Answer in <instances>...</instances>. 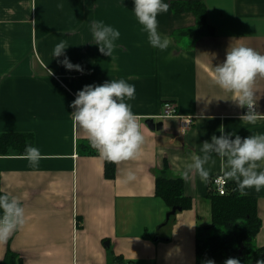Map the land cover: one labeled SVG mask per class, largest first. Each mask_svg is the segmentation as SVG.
Returning <instances> with one entry per match:
<instances>
[{"label": "crops", "instance_id": "0c3cea01", "mask_svg": "<svg viewBox=\"0 0 264 264\" xmlns=\"http://www.w3.org/2000/svg\"><path fill=\"white\" fill-rule=\"evenodd\" d=\"M196 1L204 3L212 33H180L194 26L195 16L173 13L170 6L158 15L159 30L171 40L161 51L141 31L134 0H0V132L31 133L32 145L46 157L32 167L16 150L0 155V192L17 196L26 212L25 224L0 242V259L8 248L21 264H196L197 228L211 219L209 181L222 173L224 160L213 153L207 182L194 171L182 178L192 205L168 219L155 179L162 170L181 177L203 141L221 134V125L241 137L264 133V119H240L246 107L211 81L213 66L225 59L230 44L264 53V0ZM96 19L121 32L115 59L91 42ZM61 40L83 71L67 69L60 63L63 55L53 57ZM118 78L136 86L130 103L141 116L145 143L138 159L115 163V177L107 179L100 154L79 151L86 133L73 126L70 105L84 85ZM255 88L264 116V76ZM166 103H174L178 116L160 117ZM183 115L193 117L185 132ZM149 117L161 127L150 129ZM126 169L136 172L135 181L124 182ZM244 194L257 199L256 244L264 247V189Z\"/></svg>", "mask_w": 264, "mask_h": 264}, {"label": "clouds", "instance_id": "9594fccd", "mask_svg": "<svg viewBox=\"0 0 264 264\" xmlns=\"http://www.w3.org/2000/svg\"><path fill=\"white\" fill-rule=\"evenodd\" d=\"M62 8V3L57 4ZM166 0H134L133 12L141 25V31L147 34L148 43L159 50H166L171 40L159 30L158 15L169 10ZM91 42L98 45L99 52L115 59L117 41L121 37L118 28L96 19L90 23ZM68 43L59 41L53 49V57L64 56L60 61L67 69L83 71L79 64H73L65 53ZM51 73V69H50ZM258 76H264V53L237 43L228 47L225 59L212 68L211 81L219 88L232 93L240 107H246L240 119L248 124H256L264 119L257 110ZM136 98V86L124 78L110 79L103 83H90L77 90L76 98L71 102V119L75 128L86 133V139L100 156L110 162L136 160L142 155L145 136L141 130V116L133 111L130 101ZM219 136L213 134L211 140L202 143L199 154L191 157V162L179 171L184 180L190 178L194 171L202 181L207 182L213 162V153L224 160L222 182L233 180L241 194L247 189L255 188L257 192L264 189V133H254L247 137L226 132L224 125L219 127ZM22 158L32 167H38L46 158L39 147L32 144L25 146ZM177 173L173 174L175 178ZM137 174L132 169L123 171L124 182H132ZM26 212L21 200L9 193L0 192V242L6 241L25 224ZM206 264H215L213 260ZM224 264H240L237 258H228ZM259 264H264L260 261Z\"/></svg>", "mask_w": 264, "mask_h": 264}, {"label": "trees", "instance_id": "16d2710c", "mask_svg": "<svg viewBox=\"0 0 264 264\" xmlns=\"http://www.w3.org/2000/svg\"><path fill=\"white\" fill-rule=\"evenodd\" d=\"M170 6L173 13L192 12L195 16L194 26L179 30L180 33L190 32L195 36L212 33L203 2L173 0ZM32 141L31 133L0 132V155L12 149L23 153L25 146L32 144ZM78 149L83 153L94 155L98 153L88 140L78 144ZM164 165L166 166L165 163ZM164 172L162 170L156 176L155 195L165 202L168 211L174 206L179 207V210L190 208L192 198L185 193L184 180L179 176L172 178L173 176ZM104 176L107 179L115 177V163L104 159ZM209 184L207 197L211 203V219L209 224L197 228L196 264H206L210 259L217 264H224L228 258H237L240 264H259L260 261H264V247L256 244V236L261 225L257 214L256 197L241 194L236 182L233 181L228 180L224 194L212 190L211 178ZM173 215L171 214L169 218ZM119 259L122 261L121 256H114V261ZM128 263L133 264V261L130 260ZM0 264H21V257L7 248L3 258L0 259Z\"/></svg>", "mask_w": 264, "mask_h": 264}, {"label": "built area", "instance_id": "2783aa9c", "mask_svg": "<svg viewBox=\"0 0 264 264\" xmlns=\"http://www.w3.org/2000/svg\"><path fill=\"white\" fill-rule=\"evenodd\" d=\"M167 116H178L175 113L174 103H166L164 105V111L160 115V117H167ZM180 128L181 132H185L191 128L193 123L192 116H180ZM222 173H218L211 177V188L215 193L224 194L226 192L227 182H222Z\"/></svg>", "mask_w": 264, "mask_h": 264}, {"label": "water", "instance_id": "95a60500", "mask_svg": "<svg viewBox=\"0 0 264 264\" xmlns=\"http://www.w3.org/2000/svg\"><path fill=\"white\" fill-rule=\"evenodd\" d=\"M145 123L152 130L153 129H159L162 125V122H160V121L156 122L153 117L146 118ZM179 209L180 208L176 207V206L172 207L170 209V211H168L166 213V219H168L171 214H175V212L178 211ZM215 264H217V263L215 262Z\"/></svg>", "mask_w": 264, "mask_h": 264}]
</instances>
